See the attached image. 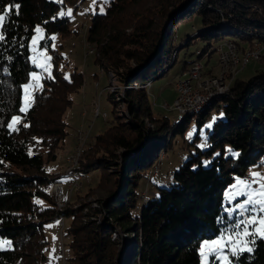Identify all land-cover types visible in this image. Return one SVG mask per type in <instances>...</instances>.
Listing matches in <instances>:
<instances>
[{
  "label": "trees",
  "instance_id": "obj_1",
  "mask_svg": "<svg viewBox=\"0 0 264 264\" xmlns=\"http://www.w3.org/2000/svg\"><path fill=\"white\" fill-rule=\"evenodd\" d=\"M13 5L19 8H12L0 29L4 35L0 41V264H43L46 226L59 219L69 222L62 234L70 252L64 264H200V242L219 236L235 222V216L229 219L225 191L252 167L264 165V68L245 80L236 75L229 90L208 104L220 110L221 118L193 139L185 137L190 122L199 130L210 116L208 105L171 124L160 112L154 113L146 87L133 93L135 97L130 88L116 100L109 94L110 102L127 103L124 108L130 117L120 119L114 107L109 126L80 149L75 167L82 176L98 171L103 187L104 177L117 176L118 182L101 193V186L89 189L57 210L51 190L62 176L49 165L64 147L65 112L84 80L76 70L67 79L62 75L58 70L62 57L50 43L52 36L70 35L71 17L60 16V9L73 7L75 13L80 0H0V10ZM148 7L156 12L165 8L171 29L166 25L160 34L149 37L155 34V15L147 12ZM196 18L201 29L181 47L187 49L196 39L205 43L197 54L204 57L205 68L212 58L218 62L217 48L223 41L233 42L241 52L264 43V0H110L104 13L92 16L85 41L94 45V64L104 76L110 71L122 86H143L176 62L170 53L177 32ZM36 28L44 33L39 48L49 52L52 68L41 77V89L21 113L22 85L35 70L29 41ZM262 57L256 61L264 63ZM175 97L176 92L172 102ZM13 116L20 117L16 131L7 126ZM175 143L182 145L172 152ZM180 150L186 156L167 174L168 186L154 185L159 194L151 198L148 187L143 194L141 180L148 178L154 163L160 159V165L168 152L175 163ZM113 231L126 234L125 240L120 242L118 234L112 238ZM249 247L253 250L239 258L227 255L228 261L264 264V239L257 237ZM209 264H218L215 256Z\"/></svg>",
  "mask_w": 264,
  "mask_h": 264
},
{
  "label": "rangeland",
  "instance_id": "obj_2",
  "mask_svg": "<svg viewBox=\"0 0 264 264\" xmlns=\"http://www.w3.org/2000/svg\"><path fill=\"white\" fill-rule=\"evenodd\" d=\"M50 1L62 3L63 0H50ZM109 1L110 0H80V7L77 9L75 13H73V7L72 8L65 7L60 9V13L64 12L66 13V15L68 10L71 9V15H67L71 17V22L69 25L71 33L66 38H60L59 36H52L55 37V40L51 41L50 43L51 48L52 50L57 51L58 54L62 57L61 61L58 62V70L62 73L64 77H68L69 73H71L73 70H76L77 72L82 73L84 81L81 90L78 93H74L71 95L72 104L67 108L65 112L64 119L67 124L66 127L67 134L64 141V147L63 149L59 150L57 161L49 165V170H54L56 173H61L64 170L66 174L67 170H71L72 172L76 170L77 167H74L70 160L72 161L75 160V158L77 157V151L79 147L82 150L85 143L93 142L95 135L103 132L109 126V120H111L112 117L114 116L113 115V113L115 112L113 110L114 107H116V109L118 110V112H116V116H119L120 119L129 116L128 114H126L124 108L127 105V103H124V100L121 103L120 101H115L114 103L112 101L110 102V100H108L109 94L112 93V95L115 97L114 99L116 100L117 97L119 98V96L120 97L124 96L126 89L130 88L132 91L131 93V97H132L134 96L133 93H135L140 89H145L146 87L147 88L146 90H148L147 93L149 99L151 100L154 113L158 115V113L160 112V114L166 117L171 124H174L181 121L186 116L181 114V112H177L176 110L167 109L166 107L164 108L163 103H168L170 105V103L172 102L174 96L173 92L175 88V82L179 76L185 73L183 76L190 77L192 91L198 93L199 95H202L203 97L210 96L211 94L214 93V90L218 91L214 86L213 83L214 81H210V80L219 75V71L221 68L220 61L222 58V56L220 55V51L217 50L218 62L214 61L213 58L209 60L211 63L207 66V68L208 70L210 69V71L206 72L207 68H205V66L203 65L204 57L203 58L197 57V54L199 55L200 52L205 47V43L196 39L192 41V44L189 45L187 49L181 47V45H183L187 39L193 38L196 32H198L201 29L202 24L200 18H196L189 25H183L182 28L177 32L175 39L176 46L170 53V59L176 56L177 60L175 63H173L172 61L170 64H168L165 67L164 71L160 75L161 76L160 78H153L149 83H146L143 86H140L136 83L133 86L126 87L124 84L122 86L115 80V76L112 72L107 71V74L104 76L102 72L98 69V67L94 64L95 62H94L93 54H95L96 50L94 45L91 46L88 43H86L85 35L87 29L91 25L92 16L96 13H100V14L104 13L106 6L109 4ZM138 6H144V4L139 3ZM101 9H103L102 12ZM153 11H154V7L153 9H149L148 7V11H147L148 13H152ZM154 15L155 17L153 19L154 25L152 28V32L155 34H150L149 37L156 34H160L163 31V28L166 27V25H168L167 26L168 28H166L167 30L171 29L172 27V23L168 24L169 23L168 12L167 10H165V8H162L161 12L154 11ZM177 19L178 17L176 18V20ZM127 32H131V30H127ZM34 36L37 37V44H33L32 38ZM43 37H44V33L42 32L41 29L39 33H37L35 30L34 35L29 41L30 63L35 67V70L31 71L30 80L22 85L21 106H23L22 102L25 95L23 86L26 84L29 85L28 93H30V97H29L30 99L29 106H30L32 102L33 93L41 89V81H40L41 77H45L51 73L52 63L49 60L50 54L45 47L39 48V42L40 40L43 39ZM160 38H162V36H160ZM224 42L225 41L221 42L219 45H221ZM237 51L238 54L232 56L233 58H235L237 63L236 64L232 63L230 61L232 59H230L228 60L230 61L228 64L231 65L230 71L232 73L235 72L237 75L235 76L238 79L245 80L253 76L257 70H261L264 68V63L260 60L259 61L251 60L248 64L246 62L245 65L247 66H245L240 62L241 58L244 57L243 56L244 53L241 52L239 48ZM262 55H263L262 58L264 59V51L257 52L256 59H259ZM215 59H216V55H215ZM212 62L215 63L214 66H212L213 64ZM37 65H40V67H37ZM200 65L201 67L202 66L203 67L200 68ZM239 68L242 69L239 70ZM234 69L236 70L233 72ZM33 73L36 74V78H33L32 76ZM225 75L226 77L228 76V81L233 80L234 74L228 75V73H226ZM126 84L128 85V83ZM183 88L186 89L184 84H183ZM84 96H85V103H84ZM134 97L130 99H134ZM218 97L220 96H215L213 98L215 100L212 99L211 104L218 101L219 99ZM210 105H208L206 108L208 111H210V116L207 122L203 126H201L198 130L195 122L191 121L189 129L185 134V137L187 139H193L197 132L199 133L200 136H203L205 129H210L206 126L210 123L213 124V118H221L220 110L215 109V107L208 108ZM29 106H27V108H29ZM138 119L142 120V118L139 117ZM10 122H12V119ZM80 125L81 128H83L84 130L86 129L87 132L84 131L83 129L78 131L76 150L74 149L72 150V154L74 153V156L67 157L65 167L63 168L62 166L61 167L59 166L57 169L56 165H59L60 163H62L63 160H65V156L69 151V143L76 134L75 132L77 131ZM93 125H94V129L88 131V129H91ZM144 126L146 127L145 123ZM89 132H91L90 136H89ZM181 145H182L181 143H175V149L172 152H176L177 148H179ZM172 152H168L167 155L164 156V158L162 159V163L160 165H158L160 159L156 161L152 169L148 172V178L147 179L144 178L141 180L140 189L144 190L143 194L146 193L148 187L147 197L151 198L159 194V191L157 190V188H155L154 185L167 187L168 184L171 182V178L167 174L173 168V166L174 168H177L179 164L185 159L186 156L185 151L180 150V153L182 154L179 156L178 160L175 163L172 162L171 159L169 158ZM53 167L56 168L54 169ZM257 172L260 174V176L264 177V165L254 166L248 171V173H257ZM69 175L70 174L68 173L67 190L64 187L65 185L62 186L61 183H54L52 187L51 191L52 193L53 192L55 193L53 194H54V200L56 203L57 210L62 209L65 206L66 200L67 202H73L75 201L77 196L80 197L84 196L89 189L90 191H92L91 189H98L101 186L100 187L101 189L100 193H101L107 187L112 185L113 182L114 184L118 182L117 176H113L112 178L104 177V179L106 180V184L104 183V181L103 183L106 186L103 187V184L102 185H100L101 183L99 184L100 178L98 176V171H91L85 176L81 177V179L78 181L77 186H72L71 182H74V180L71 179ZM237 179L243 180L242 178H236L224 193L225 201L226 204L228 205L226 209L229 211V213H231L232 216H235V222L228 230L224 231L219 236L209 240H203L200 242L201 245L205 241L208 242H211L213 240L220 241L223 249L219 253L221 257H224L225 254L227 255L231 254L230 247L238 239L235 233L237 231L242 232L243 226L241 227V229L237 230L233 227L235 223H237L240 220L247 219L250 215L253 214L256 215L258 218H260L261 215H264L259 212V206H257V211L255 213L245 212L243 215L240 214L239 210H234L236 208V205L243 203L244 200L246 199L245 196L239 194L242 190V186L238 185L236 188L232 187L236 183ZM256 187L257 184L255 186V189H253L250 186L249 190L250 191L257 190L261 187V185L257 189ZM58 188L62 190V195L60 198L56 197V190ZM89 193L91 194V192ZM252 194L255 196L256 192L252 191ZM233 197H235V199ZM92 198L93 197L90 196L91 200H93ZM68 223H69L68 220L65 221L58 220V222L54 221L46 226L45 236L47 238L48 245L45 251V255L47 256V259L43 264H63L64 258L65 257L68 258V256L70 255V252L68 251V248L66 246V239L62 238L64 227L68 225ZM113 232L114 233L112 234V238H115L117 236L116 234H118L120 238V242L121 240H125L126 234L119 232L115 234V231ZM198 252H199V263L202 264L200 246ZM211 256L213 255L207 256V259L204 261V264L210 263ZM216 260L218 264H225V261L223 259H216Z\"/></svg>",
  "mask_w": 264,
  "mask_h": 264
},
{
  "label": "snow or ice",
  "instance_id": "obj_3",
  "mask_svg": "<svg viewBox=\"0 0 264 264\" xmlns=\"http://www.w3.org/2000/svg\"><path fill=\"white\" fill-rule=\"evenodd\" d=\"M19 8V5H13L11 7H6L0 10V29L3 28L5 21L9 15L12 14V8ZM103 9H101V12ZM18 14V13H17ZM66 13L61 12L59 13L60 16H64ZM67 15H71V9L68 10ZM36 32L39 33L40 29L37 28ZM52 40H55V37L51 38ZM4 40L3 32L0 31V41ZM33 44H37V37H33ZM51 57H49V60ZM37 67H40V65H37ZM33 78H36V74H32ZM67 79V77H65ZM24 87V98H23V106H20L19 111L21 113L26 112L27 106L30 104V93H28L29 85L26 84ZM216 118H213V123L215 122ZM20 117L13 116L12 122L8 123V128L12 131H16L15 124L19 123ZM27 127V125H25ZM206 127L211 128L212 124H208ZM228 151L234 155L239 156V153H233L231 149H228ZM253 182L257 179L261 182V187L257 190H249L250 189V182L247 180H241L237 179L236 183L232 186L233 188H236L238 185L242 186V190L239 193L242 196H245L246 199L243 203L236 205V208L234 210H239L240 214L243 215L245 212L255 213L257 211V206H259V212L261 214H264V177L260 176V174L252 173ZM252 191L256 192V195L254 196L252 194ZM235 199V197H233ZM37 203H40L37 201ZM229 219H231V213L229 214ZM242 228L241 231H237L235 235L238 237V239L235 241L234 244L231 245L230 251L233 257L239 258V255L245 251L251 252L253 249L252 247H249V245L254 246L256 243L257 237L260 239H264V215H261L260 218H258L256 215H250L247 219L240 220L233 226L235 229L239 230ZM251 229V231H250ZM251 237V239H248ZM55 239V238H54ZM10 243V242H9ZM207 249V252H206ZM238 249V250H237ZM221 242L218 240H213L211 242L205 241L200 245V254L202 257V264H204V261L207 259L208 255H213L216 257V259H223L225 261V264H231L230 261L227 260V257H221L220 252L222 251ZM54 251V250H53Z\"/></svg>",
  "mask_w": 264,
  "mask_h": 264
},
{
  "label": "built area",
  "instance_id": "obj_4",
  "mask_svg": "<svg viewBox=\"0 0 264 264\" xmlns=\"http://www.w3.org/2000/svg\"><path fill=\"white\" fill-rule=\"evenodd\" d=\"M233 46L234 45H230V43H222L217 48V50L220 51V55L222 56L221 61H220L221 68L219 71V75L210 80V81H214L213 83H214V86L216 89H225L222 87V78L224 77V68L226 65V56H227V54H232ZM262 51H264V43H262V44L257 43L256 45H253V47L251 49H248L247 63L250 62L251 60H256V52H262ZM183 75L179 76L178 79L176 80V87L174 88L175 92H176V97H175L174 101L172 102L171 105H168L165 103L163 105L164 108L166 107L167 109L178 111V109H180L182 107L192 106L193 104L201 103L202 98H205L202 95H199L198 93H195L192 91L191 78L187 77V76H183ZM183 84L185 85L186 89L183 88ZM174 107H175V109H174ZM70 172H72V171L70 170ZM72 173H74V182H71V185L77 186L78 181L81 179L82 175L80 172H78L76 170ZM245 180H247L249 182L251 181V179L249 177H246ZM253 187L255 188V184H253ZM57 197L60 198L59 188H58Z\"/></svg>",
  "mask_w": 264,
  "mask_h": 264
},
{
  "label": "bare ground",
  "instance_id": "obj_5",
  "mask_svg": "<svg viewBox=\"0 0 264 264\" xmlns=\"http://www.w3.org/2000/svg\"><path fill=\"white\" fill-rule=\"evenodd\" d=\"M224 43H230V45H234L233 46V50H232V54H227V56H226V65H225V68H224V73L226 74V73H228V75L229 74H234L233 75V79L235 78V75H236V73L234 72L236 69H234L233 70V72L234 73H232L231 71H230V69H231V65H229L228 63L231 61L232 63H234V64H236L237 62H236V60H235V58H233L232 56H234V55H236V54H238V48L235 46V44H233L232 42H228V41H225ZM244 54H243V56L244 57H242L241 58V63L242 64H246V62H247V60H248V50H246L245 52H243ZM256 55H257V52H256ZM230 59H232V60H230ZM237 59V58H236ZM228 60H230V61H228ZM203 67V66H202ZM201 67V65H200V68H202ZM205 69V68H204ZM224 74V77L222 78V87L223 88H225V89H217L218 91H216V90H214V93L213 94H211L210 96H208V97H205V98H202V100H201V103H197V104H193L192 106H185V107H182V108H180V109H178V111L177 112H181V114H183V115H188V114H191V113H194V112H197V111H200L201 109H203L204 107H206L208 104H210L211 102H212V99L215 97V96H220V97H222L228 90H229V88H230V86H231V83H232V81L233 80H230V81H228V76L226 77V75ZM175 87H176V82H175ZM219 98V97H218ZM218 98H216V99H218ZM213 100H215V99H213ZM81 139H82V137H81ZM80 147L78 148V151H77V156H78V154H79V151H80ZM71 162H72V164H73V166L75 167V165H76V163H77V158H75V160L74 161H72L71 160ZM67 171H69L68 173L70 174L69 176H70V178L71 179H73L74 180V173H72V172H70V170H67ZM255 186H256V184H255ZM253 189H255V188H253ZM54 190V189H53ZM54 193V192H53ZM55 194V193H54ZM57 194H58V189L56 190V197H57ZM59 195H60V197H61V195H62V190L59 188ZM55 199H58V198H55ZM62 221V220H61Z\"/></svg>",
  "mask_w": 264,
  "mask_h": 264
},
{
  "label": "crops",
  "instance_id": "obj_6",
  "mask_svg": "<svg viewBox=\"0 0 264 264\" xmlns=\"http://www.w3.org/2000/svg\"><path fill=\"white\" fill-rule=\"evenodd\" d=\"M174 94H175V92H173ZM173 98H174V96H173ZM173 100V99H172ZM84 103H85V96H84ZM82 125V124H81ZM81 125L79 126V128L77 129V131L75 132L76 134L74 135V137L72 138V140L70 141V143H69V151L67 152V155L65 156V160H63L62 161V163H60L59 165H56L57 166V169H58V167L60 166H62L63 168L65 167V165H66V160H67V157H70V156H74V153L72 154V150L74 149V150H76V144H77V133H78V131H80L81 129H83V128H81ZM83 126V125H82ZM86 128V127H85ZM90 128V127H89ZM92 129H94V125L91 127V129H88V131H91ZM84 130V129H83ZM84 131H86L87 132V130L85 129ZM90 134H91V132H89V136H90ZM54 169L56 168V167H53ZM56 169V170H57ZM58 174H61V176H62V178H60V181H59V183H61V185L63 186V185H65L64 187H65V189L67 190V177H66V175H65V172H64V170L61 172V173H58ZM252 173H249V175L252 177V175H251Z\"/></svg>",
  "mask_w": 264,
  "mask_h": 264
}]
</instances>
